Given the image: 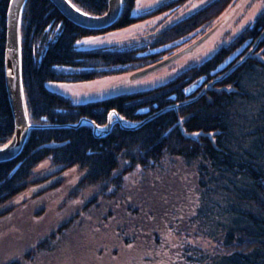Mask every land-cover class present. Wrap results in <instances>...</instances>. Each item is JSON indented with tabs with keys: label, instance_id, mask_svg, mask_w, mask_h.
<instances>
[{
	"label": "trees",
	"instance_id": "obj_1",
	"mask_svg": "<svg viewBox=\"0 0 264 264\" xmlns=\"http://www.w3.org/2000/svg\"><path fill=\"white\" fill-rule=\"evenodd\" d=\"M9 1L0 0V147L14 132L4 81ZM69 1L92 16L107 10V0ZM188 1L174 0L133 17L136 0H122L120 17L109 30L128 27L169 8L175 12ZM234 2L214 0L156 30L139 48L79 50L75 46L79 39L109 30L80 28L49 0H27L20 24L23 91L30 124L50 128L31 130L22 153L0 164V215L11 211V204L30 186L50 180L35 172L45 162L59 169V177L78 169L83 187H119L135 171L157 179L173 178L168 169L181 162L191 169L187 179L196 191V202L187 217L178 221V229L174 227L177 221L164 232L150 223L146 226L143 216L142 222L132 223L127 236H122L123 244L133 243L126 264H264V5L252 25L210 58L162 86L79 105L46 88L49 82L83 83L146 69L161 61L171 45H180L199 32L205 35V29ZM252 48L251 56L234 67ZM63 67L68 71L59 70ZM161 111L135 130L116 124L103 138L95 137L89 126L63 127L81 119L103 127L111 112L126 122L141 123ZM181 235L186 242L189 238L208 240L213 250L180 243Z\"/></svg>",
	"mask_w": 264,
	"mask_h": 264
},
{
	"label": "rangeland",
	"instance_id": "obj_2",
	"mask_svg": "<svg viewBox=\"0 0 264 264\" xmlns=\"http://www.w3.org/2000/svg\"><path fill=\"white\" fill-rule=\"evenodd\" d=\"M172 1L136 0L132 16H144ZM212 1L189 0L175 12L170 8L156 12L128 27L83 37L75 46L79 50L110 46L119 50L139 48L156 30L189 16ZM263 5L264 0H235L205 29V35L199 32L180 45L166 48L169 52L158 63L176 59L142 78L135 79L134 75L145 69L83 83L49 82L46 88L79 105L162 86L182 71L210 58L245 27L252 25ZM206 35L208 37L201 42ZM189 48L192 49L184 52ZM59 70L67 72L68 68ZM164 169H168L166 163ZM58 170L50 168L48 162L43 163L35 172L50 180L30 186L11 204V211L0 215V264L15 260L20 264H126L125 256L133 252V243L123 244L122 236H127L132 223L142 222L143 216L146 226L150 223L164 232L177 221L174 227L178 229V221L187 217L196 202V191L187 179L191 169L181 162H175L174 169H168L173 178L157 179L152 174L144 176L135 171L124 177L119 187H83L80 185L82 173L78 169L68 170L60 177ZM179 190H183L182 194ZM118 228L121 230L117 231ZM185 239L186 236L181 235L180 243L198 244L202 250H213L208 240L189 238L186 242Z\"/></svg>",
	"mask_w": 264,
	"mask_h": 264
},
{
	"label": "water",
	"instance_id": "obj_3",
	"mask_svg": "<svg viewBox=\"0 0 264 264\" xmlns=\"http://www.w3.org/2000/svg\"><path fill=\"white\" fill-rule=\"evenodd\" d=\"M55 8L62 14V16L73 23L74 25L91 31H104L112 28L118 21L121 10L122 0H107V10L104 14L99 16L89 15L77 9L69 0H49ZM27 0H10L6 15V42L4 53V81L6 87V94L14 121V132L9 142L0 147V164L15 160L23 151L27 142L29 133L33 129L50 128L49 126L32 125L29 122L27 105L22 85L21 75V16ZM210 35V34H208ZM206 35L202 40H205ZM199 42V43H201ZM198 43V44H199ZM197 45V44H196ZM194 47V46H193ZM192 47V48H193ZM255 47V46H254ZM192 48L185 50L189 52ZM254 48H252L234 67L244 62L251 56ZM176 57L162 61L154 66H151L134 75L135 79L142 78L143 76L163 67L174 61ZM230 73V71H229ZM228 73V74H229ZM228 74L218 78L214 82L208 84L203 91L193 100L186 102V104L195 101L205 93L216 81H220ZM183 105V104H182ZM181 106V105H178ZM178 106L172 107L177 109ZM171 108H166L164 111ZM161 111L141 123H129L121 119L116 112H111L107 118V124L103 127L97 126L95 123L88 119H81L77 124L69 127L77 129L83 126L92 128L93 134L97 138H103L110 134L114 125L119 124L125 130H135L141 127L149 120L156 117ZM114 118V119H113ZM193 135L192 137H195Z\"/></svg>",
	"mask_w": 264,
	"mask_h": 264
}]
</instances>
